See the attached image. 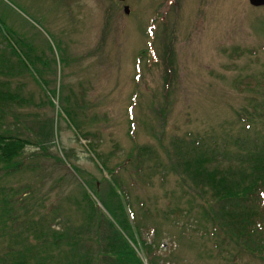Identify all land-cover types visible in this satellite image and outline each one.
Masks as SVG:
<instances>
[{
    "label": "rangeland",
    "instance_id": "1",
    "mask_svg": "<svg viewBox=\"0 0 264 264\" xmlns=\"http://www.w3.org/2000/svg\"><path fill=\"white\" fill-rule=\"evenodd\" d=\"M127 3L129 12L123 2L110 0H0V17L18 37L36 46L45 63L49 60L51 68H45L44 76L49 88L62 87L53 106L28 71L16 72L10 80L13 87L33 99L22 111L35 112L41 119L54 118L51 150L64 159L61 164L40 157L38 171L24 169L1 182L9 187L31 186L32 193L24 197L36 211L35 218L43 217L46 225L56 229L73 223L87 240L82 229L85 214L80 210L88 207L83 201L86 192L121 229L89 186L92 179L98 191H105L109 185L106 179H110L90 144L101 142L110 165L129 161L135 145H150L156 152L150 155L153 158L146 159L142 170L130 167L124 176L137 213L143 217L149 209L147 225L161 229L163 253L171 254V264H264L260 257L242 253L234 260L221 251L228 247L237 253L239 248L236 243H220L222 237L213 233L214 224L203 216L200 204H213L217 207L210 210L215 211L217 203L183 183L169 165L168 156L169 151L178 150L181 140L203 137L210 145L217 141L218 158L225 153L224 157L232 160L239 148L237 138L251 142L255 134L250 131L248 136L243 131L237 112H251L249 98L264 85V5L254 6L249 0ZM14 38L0 34L1 51H6V42H14ZM236 47L244 53L233 52ZM145 48L150 51L143 55ZM61 57L69 59L67 65ZM168 64L173 74L167 86ZM1 78L10 77L3 74ZM71 88L85 99L88 129L98 132L88 140L59 116ZM11 121L13 127L20 126L13 116ZM33 123L30 125L38 130V122ZM259 130L264 132L261 126ZM35 132L31 128L28 134ZM35 149L28 145L25 152L29 155ZM172 158L177 160L179 155L173 153ZM72 162L84 169L86 178L73 169ZM190 208L187 214L171 212ZM143 238L148 242L155 239L148 231ZM95 240L94 234L91 241ZM137 240L142 239L137 236ZM6 243H0V250ZM140 246L137 249L142 256Z\"/></svg>",
    "mask_w": 264,
    "mask_h": 264
},
{
    "label": "trees",
    "instance_id": "2",
    "mask_svg": "<svg viewBox=\"0 0 264 264\" xmlns=\"http://www.w3.org/2000/svg\"><path fill=\"white\" fill-rule=\"evenodd\" d=\"M1 32L12 34L15 38L14 42H6V51L0 49V243L7 242L0 250V264H145L143 258L146 264H171V254L164 256L163 253L160 242L161 229L147 225L146 221L151 212L149 209H145L143 217L137 213L132 200L133 194L124 176L128 169L130 171V167H134L136 171L142 170L146 159L153 158L150 155L156 152L150 145H135L129 161L127 159L110 165L109 155H104L101 151V142L90 144L100 159V166L109 173L110 179H106L109 185L105 191H98L92 179L88 181L89 186L121 229L115 226L105 211L86 192L83 201H86L88 207L80 210L85 214L82 229L87 240L73 223L65 224L63 229H56L52 224L46 225L43 217L35 218L36 211L31 210L24 197L32 193L31 186L9 187L1 182L4 177L15 175L24 169L38 171L42 166L38 164L41 158L51 157L56 163L64 164V159L51 150V141L55 134L54 118L41 119L35 112L22 111L21 108L33 104V99L24 95L19 87H13L10 80L14 73L28 71L44 88L53 106V101L58 91L62 92V87H59V90L57 87L49 88V80L44 78L45 68L50 66L49 60L45 63L46 60L37 55L36 46L18 37L16 30L9 27L3 17H0V34L3 35ZM148 32L154 34L153 31ZM149 38L151 41V36ZM148 49L145 48L143 55L150 51ZM246 51L251 52L250 49ZM233 52L238 55L244 53L238 47L234 48ZM40 61L44 69L40 68ZM61 61L67 65L69 59L61 57ZM167 71L168 86L173 74L169 64ZM3 74L10 78L2 79ZM259 92L249 98L251 112L244 114L245 116L237 112L238 120L243 124V131L248 136L250 131L255 135L251 137V142L243 138L244 141H239L240 137L236 139L239 148L232 160L226 159L225 153H222V159L218 158L217 141L213 140L210 145L205 143L203 137L193 138L192 141L181 140L177 144L176 152H168L172 162L169 165L176 175L181 177V181L193 188L200 197L211 196L217 203L218 208H215V211L210 210L214 206L212 203V206L200 204L203 216L214 224L213 233H219L222 237L220 243L238 245L237 253H233L228 247L221 249L229 253L230 257L234 256V260L242 253L264 260V132L259 130L260 126L264 130V85ZM81 97L71 88L69 94L64 97L67 105H60L59 116L66 119L78 135L88 140L91 136L98 135V132L88 129L85 99ZM134 100L132 104L135 103ZM12 116L20 122V126L11 125ZM33 122H38V130L30 125L34 124ZM31 128L36 130L35 134H28ZM164 132L163 129V135ZM130 135L135 140L134 134ZM28 145L36 148L29 155L25 152ZM171 152L178 154L179 158L174 160ZM67 157L71 159L70 154H67ZM72 166L79 175L86 178L83 168L73 162ZM81 202L78 201V204L81 205ZM21 207L23 208L20 211ZM190 210L191 208L175 209L171 212L184 214L186 211L187 214ZM144 231L150 232L155 237L154 241L148 242L144 239ZM94 234L96 243L91 241ZM137 236L142 240L138 241ZM139 246L143 252L142 256L137 249ZM220 256L225 258L223 254Z\"/></svg>",
    "mask_w": 264,
    "mask_h": 264
},
{
    "label": "water",
    "instance_id": "3",
    "mask_svg": "<svg viewBox=\"0 0 264 264\" xmlns=\"http://www.w3.org/2000/svg\"><path fill=\"white\" fill-rule=\"evenodd\" d=\"M251 4L254 6H261L264 5V0H249ZM126 11L129 12V7L126 6Z\"/></svg>",
    "mask_w": 264,
    "mask_h": 264
},
{
    "label": "flooded vegetation",
    "instance_id": "4",
    "mask_svg": "<svg viewBox=\"0 0 264 264\" xmlns=\"http://www.w3.org/2000/svg\"><path fill=\"white\" fill-rule=\"evenodd\" d=\"M110 1L116 2L117 4L123 2L124 3L123 4L124 6H128L129 7V3H127V0H110ZM129 10H130V7H129Z\"/></svg>",
    "mask_w": 264,
    "mask_h": 264
}]
</instances>
